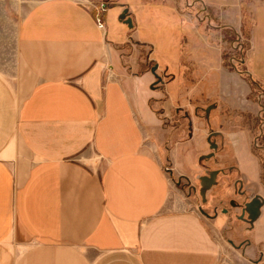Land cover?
<instances>
[{"label": "crops", "instance_id": "1", "mask_svg": "<svg viewBox=\"0 0 264 264\" xmlns=\"http://www.w3.org/2000/svg\"><path fill=\"white\" fill-rule=\"evenodd\" d=\"M100 1L127 8L132 29L119 21L115 35L106 11L105 31L98 30L87 0H41L17 25L13 72L0 71V264H264V204L247 225V242L231 246L229 220L218 210L210 219L176 194L170 200L164 168L146 144L159 124L150 66L173 83L170 63L182 51L174 42L172 57L139 34L162 5ZM200 2L236 10L228 26L239 23L240 0ZM252 25L243 60L264 89V5L254 8ZM227 137L238 180L264 197L247 136Z\"/></svg>", "mask_w": 264, "mask_h": 264}, {"label": "rangeland", "instance_id": "2", "mask_svg": "<svg viewBox=\"0 0 264 264\" xmlns=\"http://www.w3.org/2000/svg\"><path fill=\"white\" fill-rule=\"evenodd\" d=\"M39 1L0 0V71L4 74H11L14 69L17 25L25 12ZM153 1L160 3L162 9L154 13L152 22L149 21L151 27L146 24L144 35L140 26L139 34L165 49L170 56L172 48H178L176 41H180L182 51L178 53L176 64L170 63L174 82L157 85L153 90L160 96L152 104L159 124L147 131L146 144L164 168L170 184V200L176 194L181 201L187 200L197 213L198 207L206 212L208 206L215 205L216 212L218 210L220 216L229 220L225 242L230 240L234 246L243 245L249 239L248 224L235 219L238 210L230 208L229 203H241L244 196L249 200L257 193L238 180L233 147L227 133H245L249 149L262 163L264 179V89L252 88L256 78L249 75L245 61L242 62L244 72L235 69L236 55L241 52L245 59L250 43L253 47L252 14L256 6L264 5V0H240L239 23L233 28L228 26V21L236 18V10L214 11L200 0ZM118 10L120 8L111 7L106 15L107 22L113 23L109 29L117 36L124 28L118 20L121 13ZM229 30L235 35L234 41L226 39L225 32ZM128 49L132 56L139 52L131 37ZM148 51L150 47L142 51L145 60ZM154 57L158 58L157 55ZM162 59L159 58L161 63L163 60L169 63ZM209 105L214 106L209 111V128L224 136L223 141L216 139V151L209 150L205 142L208 129L202 112L193 114L195 108L200 110ZM185 115L189 117V128ZM210 152H213L212 157L199 160L201 155ZM217 169L221 172L216 175L215 184L205 193L202 203L199 177ZM240 185L245 192L243 198L235 192ZM222 208L228 209L227 213H222Z\"/></svg>", "mask_w": 264, "mask_h": 264}, {"label": "water", "instance_id": "3", "mask_svg": "<svg viewBox=\"0 0 264 264\" xmlns=\"http://www.w3.org/2000/svg\"><path fill=\"white\" fill-rule=\"evenodd\" d=\"M118 20L122 24H124L128 29H132V27H133L132 19L128 15V9L127 8L122 9L121 13L118 16ZM240 61L244 62L243 59H241ZM156 69H157L156 64L151 66L149 69L150 74L154 78V81L149 86L150 89H154L157 85H162L164 83L162 80V78H163L162 75H159L158 73H156ZM213 107H214L213 105H210V106H207L205 108V119L206 120H208V113H209L210 109ZM219 134H220L219 132L212 131V130L209 131V133L207 134V136L205 138V142L208 144L209 150H212V151L216 150V143L214 142V137H216ZM212 156H213V152H210L208 154L201 155L199 157V160H203V159L206 160ZM218 172H219L218 170H212L207 174V176L199 177V182H200L199 195L201 197L202 203L205 202V193L209 190V188L211 186H213L215 184V177L218 174ZM239 189H241V185L239 186ZM244 194H245L244 191L238 193L239 196H244ZM263 204H264V199L260 195L256 194L249 200L244 196L241 203H236V202L231 201L229 203V206H230V208L238 210V214L235 215V219L240 220V221L248 224L249 228H251L253 225V222L259 216L260 208L263 206ZM227 211H228V209H226V208L221 209L222 213H227ZM198 212L202 216H204L206 218H210V219L214 218L217 214L216 209H214L212 216H210L204 210H202L201 207H198ZM228 243L231 246H234L232 241L228 240ZM253 264H261V263H260V260L257 259L255 261H253Z\"/></svg>", "mask_w": 264, "mask_h": 264}, {"label": "built area", "instance_id": "4", "mask_svg": "<svg viewBox=\"0 0 264 264\" xmlns=\"http://www.w3.org/2000/svg\"><path fill=\"white\" fill-rule=\"evenodd\" d=\"M87 4L93 10V19L96 28L102 32L105 31V13L108 9V3L105 1H88Z\"/></svg>", "mask_w": 264, "mask_h": 264}, {"label": "trees", "instance_id": "5", "mask_svg": "<svg viewBox=\"0 0 264 264\" xmlns=\"http://www.w3.org/2000/svg\"><path fill=\"white\" fill-rule=\"evenodd\" d=\"M251 25H252V23H251ZM144 34V33H143ZM225 34H226V39L227 40H229V41H234L235 40V35L232 33V31H227V32H225ZM174 43H172V45H173ZM172 57H175V51L173 50V48H172ZM174 59H176V57L174 58ZM173 59V60H174ZM241 59H243V53H238L237 55H236V66H235V69L237 70V71H239V72H244V69H245V65H244V63H242L240 60ZM175 61V60H174ZM226 63V62H225ZM147 67V66H146ZM252 83H253V86H252V88L253 89H261V86L257 83V82H254V81H252ZM255 92V91H254ZM257 93H255V95H256ZM260 163H261V161H260ZM262 164V163H261ZM261 181H262V183L264 184V179H261Z\"/></svg>", "mask_w": 264, "mask_h": 264}, {"label": "flooded vegetation", "instance_id": "6", "mask_svg": "<svg viewBox=\"0 0 264 264\" xmlns=\"http://www.w3.org/2000/svg\"><path fill=\"white\" fill-rule=\"evenodd\" d=\"M209 106H210V105H209ZM197 111L202 112V114H203V120H204V123H205V125H206V127H207V129H208V133H209V131H211L212 129L209 128V121L205 119V108L200 109V110H199L198 108H195V109L193 110V114H194V115H197ZM201 116H202V115H201ZM208 117H209V113H208ZM184 118L188 120V128H189V126H190L189 117H188L187 115H185ZM212 131H213V130H212ZM208 133H207V134H208ZM219 136H220V135H219ZM219 136H216V137L214 138L215 143H216V139H217ZM217 148H218V146L216 145V150H217ZM216 150H215V151H216ZM217 170L219 171V172H218V174H219V173L221 172V170H220V169H217ZM235 192H236V194L238 195V193H239V192H242V190L239 189V188H238V189L236 188V191H235ZM238 196H239V195H238ZM241 197L243 198V196H241Z\"/></svg>", "mask_w": 264, "mask_h": 264}]
</instances>
